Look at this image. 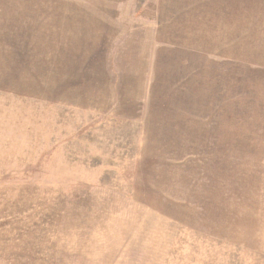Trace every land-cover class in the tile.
<instances>
[{"label": "rangeland", "instance_id": "rangeland-1", "mask_svg": "<svg viewBox=\"0 0 264 264\" xmlns=\"http://www.w3.org/2000/svg\"><path fill=\"white\" fill-rule=\"evenodd\" d=\"M0 264H264V0H0Z\"/></svg>", "mask_w": 264, "mask_h": 264}]
</instances>
